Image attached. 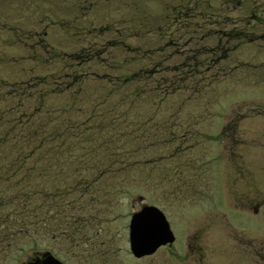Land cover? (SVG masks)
I'll return each instance as SVG.
<instances>
[{"label":"rangeland","instance_id":"obj_1","mask_svg":"<svg viewBox=\"0 0 264 264\" xmlns=\"http://www.w3.org/2000/svg\"><path fill=\"white\" fill-rule=\"evenodd\" d=\"M110 2L100 5L94 16L117 31L132 29L137 21L165 23L171 4H177L173 0H141L137 10L136 0ZM177 2L188 6L187 13L202 25L178 34L181 43L195 39V51L218 44V35L203 38L208 30L217 31L221 25L227 30L243 27L253 11L258 12V4H264V0H246L241 7L231 0ZM88 6L77 0H0V78L12 83L42 72L30 61L33 43H24L27 35L35 34L33 41L38 43L42 37L38 34L53 24L51 19L73 25L74 18ZM249 31L255 32V41L241 44L227 60L217 61L208 71L202 69L210 78L200 98L188 101V94H182L160 109L133 110L129 120L138 124L136 128L142 125L141 114H156L150 126L156 136L150 142L163 145L148 149L143 159L135 156L127 171L101 181L98 192L95 190L101 200L97 209L85 200L77 201L78 207L89 205V210L86 217H77L76 227L68 221L53 228L54 236L41 231L19 235L12 242L17 247L9 252L7 263L1 257L0 264H19L38 244L48 248L58 243V248L64 249V244L70 243L67 235L75 244L71 264H255L238 251L246 250L243 228L264 233V27ZM48 32L49 42L59 50L81 46L58 27ZM151 37L156 40L153 36L145 39ZM130 38L129 42L137 40L133 32ZM186 49L184 45L181 51ZM54 104L61 106L60 101ZM140 147L137 144L136 149ZM4 172H0L1 231L8 229L3 225L9 200ZM144 206L156 207L165 215L176 240L152 256L136 259L130 251L129 224ZM228 252L232 254L228 256Z\"/></svg>","mask_w":264,"mask_h":264},{"label":"trees","instance_id":"obj_2","mask_svg":"<svg viewBox=\"0 0 264 264\" xmlns=\"http://www.w3.org/2000/svg\"><path fill=\"white\" fill-rule=\"evenodd\" d=\"M79 1L89 6L74 18L75 24L48 17L53 24L38 34L40 42L33 41L35 34L27 35L24 43H33L30 61L42 72L12 83L0 78V172L5 171L2 177L8 188L3 225L13 236L9 242L38 231L54 236L53 228L68 221L76 227L77 217H86L89 210V205L78 207L77 201L97 209L101 200L95 190L101 181L127 171L135 156L143 159L148 149L163 145L150 142L156 136L150 127L156 114H141L142 125L136 128L138 124L129 120L133 110L160 109L182 94H188V101L200 98L210 78L202 69L208 71L241 44L255 41L251 27H264V4H258V12L254 10L243 27L227 30L221 25L217 31H207L203 38L219 36L215 48L195 51V39L180 42L182 31L202 25L177 0L165 23L137 21L125 31L101 24L94 16L110 0ZM231 1L241 7L246 0ZM140 2L136 0L137 10ZM56 27L81 46L65 51L51 45L48 31ZM131 32L137 39L134 43L129 42ZM148 36L156 40H146Z\"/></svg>","mask_w":264,"mask_h":264},{"label":"flooded vegetation","instance_id":"obj_3","mask_svg":"<svg viewBox=\"0 0 264 264\" xmlns=\"http://www.w3.org/2000/svg\"><path fill=\"white\" fill-rule=\"evenodd\" d=\"M254 214L258 215V211H253ZM241 233L244 236L245 249H240L238 251L242 252L244 259L255 264H264V238L262 235L264 233L258 228L255 230L242 229ZM9 230L4 228L0 230V258H3V262L7 263L9 259V252L15 249L16 244L9 242L12 236L9 235ZM57 237H54V239ZM66 239L70 242L69 244H64V249L58 248V243L50 245L48 248H43L40 244L35 245V249L31 254H28L22 262L19 264H71L72 260V244L71 235H67ZM188 247H191L189 244ZM237 251V252H238ZM228 256L232 253L228 252ZM24 254V253H23ZM217 257V252L212 253V261H215ZM201 261H204L200 258ZM248 261V262H249Z\"/></svg>","mask_w":264,"mask_h":264},{"label":"water","instance_id":"obj_4","mask_svg":"<svg viewBox=\"0 0 264 264\" xmlns=\"http://www.w3.org/2000/svg\"><path fill=\"white\" fill-rule=\"evenodd\" d=\"M165 215L156 207L144 206L134 213L129 224L130 251L136 259L154 255L160 248L175 243Z\"/></svg>","mask_w":264,"mask_h":264}]
</instances>
